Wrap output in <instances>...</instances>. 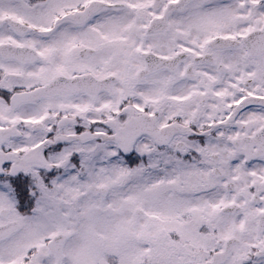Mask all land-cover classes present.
Returning <instances> with one entry per match:
<instances>
[{
    "label": "snow or ice",
    "instance_id": "snow-or-ice-1",
    "mask_svg": "<svg viewBox=\"0 0 264 264\" xmlns=\"http://www.w3.org/2000/svg\"><path fill=\"white\" fill-rule=\"evenodd\" d=\"M0 264H264V0H0Z\"/></svg>",
    "mask_w": 264,
    "mask_h": 264
}]
</instances>
